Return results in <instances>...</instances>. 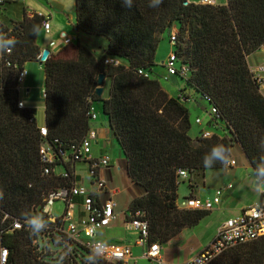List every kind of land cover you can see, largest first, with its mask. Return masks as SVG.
I'll list each match as a JSON object with an SVG mask.
<instances>
[{"label": "trees", "instance_id": "16d2710c", "mask_svg": "<svg viewBox=\"0 0 264 264\" xmlns=\"http://www.w3.org/2000/svg\"><path fill=\"white\" fill-rule=\"evenodd\" d=\"M42 19L25 13L11 28L0 23V32L18 41L7 57L11 66L0 63V257L1 249L7 250L0 264H40L25 228L12 225L39 213L48 191L75 178L69 169V179L42 175L39 147L47 142L57 155L78 146L90 129V102H100L107 118L105 142L122 157L119 181L127 210L143 213L150 243H168L209 213L178 207V169L188 172L191 191L194 176L224 169L203 165L216 143L231 147L235 162L241 156L252 170L264 156V93L250 71L252 54L264 45V0H226L225 5L163 0L155 8L149 0H134L131 8L121 0H75V41L42 65L46 137L39 133L36 111L17 107L16 88L18 71L38 63L41 52L32 28H41ZM174 24L178 32L172 48L178 64L187 68L186 77L176 76L181 91L188 89V95L216 109L209 125L222 127L220 135L191 138L187 108L152 73L160 35L167 31L170 43ZM108 57L120 64L106 65ZM99 75L108 85L100 96ZM209 264H264V236L225 250Z\"/></svg>", "mask_w": 264, "mask_h": 264}, {"label": "built area", "instance_id": "2783aa9c", "mask_svg": "<svg viewBox=\"0 0 264 264\" xmlns=\"http://www.w3.org/2000/svg\"><path fill=\"white\" fill-rule=\"evenodd\" d=\"M19 1L23 0H0V8ZM197 4L217 5V0H200ZM42 17L41 29L46 34H49L51 30L49 18ZM175 37V33L170 34L171 47L174 44ZM62 39L64 45L75 41V39L69 38L66 35H62ZM50 46H53V43ZM261 48H264V45ZM9 54L0 55V63H3L6 67L11 66L7 58ZM40 56L41 53L38 56V65L42 67L39 64ZM104 63L112 66L120 64L118 59L110 57L106 58ZM161 64L162 67L166 68L169 76L176 78V76L186 77L187 75V68L178 64L173 48L166 60ZM250 71L259 87L264 84V63L251 67ZM138 73L145 77H150V74L147 72L138 71ZM26 77L27 70L25 68L20 69L17 75L16 87L20 95L24 92L23 83ZM179 93L177 98L181 102L188 101L184 93L181 91ZM41 94L42 100H44V92L42 91ZM96 103L100 104V102ZM94 104L90 102L87 112V117L90 120V129L78 146L72 145L68 150H60L57 155L52 146L47 142H43L39 147L40 160L43 164L42 175L48 176L53 172L63 178L69 179L66 170L69 169L72 170V174L75 177L66 186L53 188L43 197L41 211L37 214L44 218L46 227L39 234H34L25 226V221L20 222L16 220L13 222L12 229L25 228L27 231L36 260L40 264H87L85 257L88 255L93 241L101 239L98 233L108 228L119 217L120 213L117 212L118 203L115 197L120 193L121 189L112 186L106 174L113 168H117L119 171L120 167L113 163L111 157L108 155L97 158L91 155V145L97 139V132L93 127V122L97 119ZM207 106L211 116L216 113L215 108L210 107V105ZM17 107L19 109L26 107L21 98L17 103ZM34 119L36 122V114ZM195 122L201 123L199 119ZM38 129L40 135L46 137V127L44 125L38 126ZM213 134L211 131L205 129L201 130L199 137L209 138ZM78 164L87 165L86 169H83L80 174L77 170ZM234 165L235 161L230 166ZM177 176L178 181H188L189 178L188 172L184 169H178ZM227 188H232V185L229 184ZM220 194L221 189H218L212 200H202L190 195L186 196L183 198V208L181 209L210 211L219 203ZM58 201L64 204V210L60 216L55 217L51 212V207ZM123 216L124 227L136 235L135 244L142 248L141 257L150 264H166L160 260L161 245L157 242L150 243L148 240V225L142 219L143 213L137 212L131 215L126 210L123 212ZM261 236H264V195H261L255 204L242 210L239 215L228 218L218 228L213 240L201 251L190 259L177 264H209L225 250L252 242ZM108 244L110 247L107 249V252L110 257L108 260H100L101 262L109 264L129 263V259L132 258L129 246L119 243ZM6 256L7 250L1 249L0 258L2 263L5 262ZM99 262L98 264H100Z\"/></svg>", "mask_w": 264, "mask_h": 264}, {"label": "crops", "instance_id": "0c3cea01", "mask_svg": "<svg viewBox=\"0 0 264 264\" xmlns=\"http://www.w3.org/2000/svg\"><path fill=\"white\" fill-rule=\"evenodd\" d=\"M190 1H194L196 3L200 2V0H190ZM225 4H226V0H217V5H225ZM25 13L28 16H31L33 13H36L37 15H42L44 17L49 18V23L51 26L50 33L46 34L40 28L39 36H36L35 43L39 47L40 52H42L44 49H48L50 51V54H52L58 52L60 49L66 46L63 43L62 35H66L67 37L72 39H75L76 37L75 4L74 7L72 8H66L62 0H34L32 6H27L25 4V0L20 2L10 3L0 8V23L6 27L11 28L12 23L22 20ZM177 32H178V25L174 24L171 33L176 34ZM50 34L52 35L46 36ZM164 36L165 34L160 35L161 41H163ZM51 43H53V46H50ZM155 60H157V55L155 56ZM251 60H252V67H254L259 63H264V48H260L254 54H252ZM35 64L36 63H30V66H33ZM27 65L28 64L24 66L26 70H27ZM153 75L156 76V74L154 73ZM41 77H42V91H43V78H44L43 73ZM32 82L33 81L31 80L30 72L27 70V77L23 83L24 92L22 95H20V97L24 101L25 106L27 108L34 109L37 115V108L33 106L27 98L28 94L31 92ZM161 86L172 97H175L174 91L179 90V86L175 84L173 85L175 89L174 88L172 89L170 87L169 89H167L168 87H165L163 84H161ZM260 90L262 93H264V84L260 86ZM184 94L186 96H190V99H187L188 101L185 102H190L193 104L195 103L198 106H202L203 108L205 106L207 107L206 103L201 99H197L195 95H192L191 97V95H188L187 93ZM43 110H44V106L42 105L40 111V117L39 119L36 118V123L38 126L44 125ZM99 110L101 111V107ZM93 127L96 129L97 132V139L96 142L93 144L98 145L99 143L98 139L102 135L105 136L106 139H104V141H106L108 138L107 120L106 121L101 120L98 119L97 117L96 121L93 122ZM218 134L220 135V133ZM103 144L104 145L102 147L103 149L102 151H104L105 144L109 145L110 143L104 142ZM91 155L92 157H94L92 149H91ZM103 155H108V154L103 152L101 153L100 156ZM100 156H96L94 158ZM232 156H233V161H235V157L233 154ZM238 157L240 158V163L237 164L235 162L234 166H229L228 168L219 169V170H206L201 174H199L198 176L197 175L194 176L193 181L195 182L196 186L191 191L185 186L180 187V189L184 190V192L182 193L183 196L186 197L190 195L192 197L200 198L197 184L198 182L203 183L208 193L205 195L204 198H200L202 200L204 199L212 200L216 195V191L218 189H221V194L219 195V203L215 205V207L209 211L208 215L205 216L196 226L192 228H185L176 237H174L168 243L161 246L160 260L162 263L177 264L190 259L192 256H194L199 251H201L207 244H209L213 240L218 228L228 218L239 215L242 210L246 209L250 205L255 204L260 199L261 195L258 196L251 186V174H252L251 167H249L245 159H243L241 156ZM111 159L113 163H115L117 166L120 167V165L118 164V160L115 161L112 157ZM243 168H246L248 170V177L243 182L234 185L233 184L234 179L238 177L239 171L242 170ZM119 172L120 170L118 171L117 168H113L110 172H107L106 174L111 185L114 187H119V186H115L114 184V179L116 178V175H119ZM116 181L117 182L115 183H118V180ZM229 184L232 185V188L230 189L227 188ZM125 193L126 190L125 188L122 187L120 193L115 197L118 203L117 212L120 213L119 217L108 228L104 229L107 230L108 232L106 234L105 239L102 238L101 236L99 237L106 240L107 243H119L129 246L131 248L132 258L129 259L128 264L130 263L138 264L139 262H143L144 264H147L145 259L141 257L142 248L135 244L136 235L128 231L123 225V220H124L123 212L127 210V206L125 203L126 200L122 199V202L125 203V207L121 208L120 200L121 197L125 198L126 196ZM177 205L179 208H183L182 202L179 203L178 200H177ZM216 216L220 218L218 222H215L214 218ZM114 230H120L124 232L127 236L123 234V237L120 240L119 239L117 240L115 239V237H113V235L110 234ZM134 248L138 249V254L136 256L133 252Z\"/></svg>", "mask_w": 264, "mask_h": 264}, {"label": "rangeland", "instance_id": "374dc122", "mask_svg": "<svg viewBox=\"0 0 264 264\" xmlns=\"http://www.w3.org/2000/svg\"><path fill=\"white\" fill-rule=\"evenodd\" d=\"M163 34H165L164 39H163V41L159 42L158 48L156 51L157 60H155L156 66L153 68V73L156 74L157 77L155 75L154 76L158 79V81L161 84H163L165 87H168L167 89H169V87L173 89L174 88L173 85L175 84V85L179 86V90L181 91L184 89V86H183V83L181 82V80H179L178 78L169 76L166 68L162 67V64H161V62H164L166 60L169 52L172 51V47L169 43L168 32L165 31ZM51 35L52 34L46 35V36H51ZM27 70L30 72V77H31V80L33 81L32 85H31L32 86L31 92L28 94L27 98H28L29 102L37 108L36 118L39 119L41 106L43 105V100L41 97V95H42L41 94L42 93V77H41V75L43 72L41 70V67L38 65V63H36L33 66H30V63H28ZM107 87H108V85L106 83L103 86V88H104L103 93H106ZM179 90L174 91L175 97H178V95L180 94ZM185 91H186V93H189L188 89H186ZM191 97H192V94H191ZM195 97L197 99H199V97H197V96H195ZM182 103L187 108V110L189 112V120H190V124H191L189 135L191 138L195 139V138L199 137L201 130H205V129L211 131L212 133H221L222 132L221 131L222 127H221V129H217L212 123H211V126L209 125V122L211 121L212 116L210 115V112L208 110L209 109L208 106L207 107L205 106L203 108L202 106H198L195 103L194 104L190 103V102H182ZM100 107L101 106L99 103L94 104V108L97 112L98 119L106 121L107 118L99 110ZM197 119H199L201 121L200 124L195 122ZM104 139H106V138L104 135H102L98 139V141H99L98 145L97 144H92L93 146L91 145V149H92L94 157L100 156L101 153L104 152V153L110 155L115 161H117L119 158H122L119 156L118 149L115 146L111 147L110 145L105 144L104 151H102L103 150L102 147L104 145L103 143L105 142ZM86 167H87L86 164H78V166H77L78 173L80 174V172H82L83 169H86ZM247 177H248V170L246 168H243L242 170L239 171L238 177H236L234 179L233 184L237 185L238 183L243 182ZM118 178H119V175H116V178L114 179V184H115V186H119L121 189L122 185L120 184V181ZM116 180H118V183H115V182H117ZM184 186L188 188L187 181H180V184L178 186V191H177L179 203L182 202L183 198L185 197L182 195L184 190L180 189V187H184ZM197 187L199 190V197L204 198L205 195L208 193L206 187L204 186L203 183H200V182H198ZM123 196H125V195H123ZM122 199L126 200V196H125V198L121 197V200H120L121 208L125 207V203L122 202ZM63 210H64V204L60 201L55 202L53 204V206L51 207V212H52L53 216H55V217L60 216L63 213ZM214 219H215V222H218V220L220 218L216 216ZM107 233H108L107 230H102L98 233V236H101L102 238L105 239ZM110 234L113 235V237H115V239L120 240L123 237V234H125V233L120 231V230H114ZM128 236H130V235H128ZM133 252L136 256L138 254V249L134 248ZM130 264H133V263H130ZM138 264H144V263L139 262ZM147 264H150V263L147 262ZM152 264H156V263H152Z\"/></svg>", "mask_w": 264, "mask_h": 264}, {"label": "clouds", "instance_id": "9594fccd", "mask_svg": "<svg viewBox=\"0 0 264 264\" xmlns=\"http://www.w3.org/2000/svg\"><path fill=\"white\" fill-rule=\"evenodd\" d=\"M34 0H25L27 6H32ZM66 8L74 7L75 0H62ZM121 3L131 8L134 0H121ZM163 3V0H149V7H158ZM40 26L33 25V35L39 36ZM18 41L14 37H10L0 32V55L11 53ZM261 148L264 149V141L261 142ZM232 148L224 143L214 144L210 150L203 156V165L205 168H213L217 164L224 168H228L233 164ZM251 186L255 193L260 196L264 195V156H261L256 162L251 174ZM3 198V192L0 191V199ZM24 215V214H22ZM25 226L28 227L31 233L39 234L45 227L46 222L39 214H34L25 220ZM110 245L104 239H95L89 249L88 255L85 257L87 264H98L100 260H108L110 257L107 249Z\"/></svg>", "mask_w": 264, "mask_h": 264}, {"label": "water", "instance_id": "95a60500", "mask_svg": "<svg viewBox=\"0 0 264 264\" xmlns=\"http://www.w3.org/2000/svg\"><path fill=\"white\" fill-rule=\"evenodd\" d=\"M49 54H50V51L48 49H44L41 52L40 62H39L40 65H43V63L49 57ZM103 78H104L103 75H99V77H98V87L96 89V94L98 96L102 95L103 90H104V88H103Z\"/></svg>", "mask_w": 264, "mask_h": 264}]
</instances>
